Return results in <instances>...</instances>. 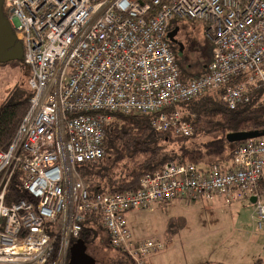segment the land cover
Returning a JSON list of instances; mask_svg holds the SVG:
<instances>
[{"label":"built area","instance_id":"built-area-1","mask_svg":"<svg viewBox=\"0 0 264 264\" xmlns=\"http://www.w3.org/2000/svg\"><path fill=\"white\" fill-rule=\"evenodd\" d=\"M2 7L22 46L30 97L0 152V264H67L69 239L93 213L112 248L145 264L164 244L135 239L125 215L174 199L232 205L254 197L263 230L264 137L207 169L169 162L128 193L91 195L79 167L103 160L114 114L147 115L154 131L190 138L177 104L218 89L230 110L247 104L245 85L230 82L248 74L264 88V0H3ZM175 18L202 24L213 45L207 73L188 83L166 39ZM15 177L35 203L6 204ZM51 226L60 232L58 250Z\"/></svg>","mask_w":264,"mask_h":264},{"label":"trees","instance_id":"trees-1","mask_svg":"<svg viewBox=\"0 0 264 264\" xmlns=\"http://www.w3.org/2000/svg\"><path fill=\"white\" fill-rule=\"evenodd\" d=\"M160 1L168 3L170 0ZM2 12L6 18L3 9ZM193 25L198 26V33L191 31ZM175 29H177L175 42H169L168 45L176 56L180 81L188 83L207 73L208 65L213 57V45L204 37V27L200 23L175 18L169 24V32ZM180 35L183 44L177 42ZM235 84H244L249 98L247 104L239 105L235 110H230L223 102L222 89L210 90L189 102L177 104V109L183 113L186 112L184 119L191 122L194 134L212 137L211 141L194 145L192 148L185 144L189 138L174 137L169 133L154 131L150 116L114 114L105 133L103 160L95 165L84 164L79 167V174L87 183L90 194L115 195L134 192L144 176L160 171L169 162L191 163L201 170L207 169L214 163L228 162L233 156V151L241 143H227V134L264 131V88L257 80L248 81V74L236 76L230 82V85ZM29 97L30 91L19 97L17 101L0 106V152L6 151L10 146L28 110ZM165 141L180 144L178 152L174 154L162 152L163 148L159 144ZM19 201L35 203L20 189L15 177L8 189L6 204L10 205ZM198 202L208 203L204 201L194 203ZM185 225L186 221L183 217L169 218L163 236L165 242L172 241ZM51 229L52 236L55 237V249L58 250L60 232L54 231V226H51ZM98 230L106 233V241L111 247L108 234L102 226L101 217L96 213L85 217L79 235L69 239V247L77 240H82L86 246L91 244L96 239ZM163 244L165 249V243ZM129 262V264H136L132 260ZM146 263L148 264V260ZM117 264L126 263L117 260ZM252 264H264V261L258 259Z\"/></svg>","mask_w":264,"mask_h":264},{"label":"rangeland","instance_id":"rangeland-1","mask_svg":"<svg viewBox=\"0 0 264 264\" xmlns=\"http://www.w3.org/2000/svg\"><path fill=\"white\" fill-rule=\"evenodd\" d=\"M191 31L198 33V26L193 25ZM177 42L183 44L181 35ZM29 74L23 61L0 64V106L17 101L29 91ZM211 139V136L193 133L185 144L192 148ZM159 145L163 148L162 152L168 154L177 153L180 146L167 141ZM204 205L184 200L154 204L148 209H135L126 213L125 221L135 239L160 241L169 218L183 217L186 220V227L172 239L167 251L163 249L152 257V264H235L239 259L242 264H252L264 259V228L257 229L253 219L254 206L249 200H240L232 205H225L224 202L216 206ZM225 222L223 229L217 227ZM201 227H207V233L213 232L214 237L193 239ZM214 231H220L223 242L217 241L218 235ZM106 236L104 231L98 230L96 239L86 246L87 254L96 264H117V260L129 264L132 259L108 246Z\"/></svg>","mask_w":264,"mask_h":264},{"label":"water","instance_id":"water-1","mask_svg":"<svg viewBox=\"0 0 264 264\" xmlns=\"http://www.w3.org/2000/svg\"><path fill=\"white\" fill-rule=\"evenodd\" d=\"M3 0H0V64L21 60L22 46L15 41L11 23L4 18L2 12ZM177 29L168 33L166 39L174 43ZM264 137V131L234 132L226 135L229 144L242 143L247 140ZM251 203L255 198L250 199ZM67 264H96L95 260L87 254V247L82 240H77L68 248Z\"/></svg>","mask_w":264,"mask_h":264},{"label":"crops","instance_id":"crops-1","mask_svg":"<svg viewBox=\"0 0 264 264\" xmlns=\"http://www.w3.org/2000/svg\"><path fill=\"white\" fill-rule=\"evenodd\" d=\"M173 201H176V200H173ZM223 202V199L221 198V197H218V198H216L215 200H213L212 202H208V203H203V202H199V203H201L202 205H204V204H206V205H213V206H216V205H219V203H222ZM199 203H195V204H199ZM205 206V205H204ZM186 221V220H185ZM226 226V222L225 223H221V225H218L217 227L218 228H220V229H223L222 227H225ZM185 227H186V225H185ZM184 227V228H185ZM218 228H216L215 230H217ZM207 230H208V228L207 227H201V228H199L198 230H197V234L195 235V237L193 238V239H195V240H198V239H211L212 237H214V235L212 234L213 232H209V233H207ZM214 232H216L215 233V235H218L217 237H216V239H217V241L219 242V241H224V239H223V235L220 233V231L217 233V231H214ZM212 234V235H211ZM179 235V234H178ZM177 235V236H178ZM176 236V237H177ZM175 237V238H176ZM160 241H163V243H165V251H167L168 249H169V245L171 244V241L170 242H165V240H164V237L163 238H161L160 239ZM157 253H154V254H152L148 259V264H152V262H151V259H152V257L153 256H155ZM263 261H264V259H262ZM235 264H242V261L239 259Z\"/></svg>","mask_w":264,"mask_h":264},{"label":"bare ground","instance_id":"bare-ground-1","mask_svg":"<svg viewBox=\"0 0 264 264\" xmlns=\"http://www.w3.org/2000/svg\"><path fill=\"white\" fill-rule=\"evenodd\" d=\"M2 9H3V7H2ZM13 31V30H12ZM13 34H14V32H13Z\"/></svg>","mask_w":264,"mask_h":264},{"label":"clouds","instance_id":"clouds-1","mask_svg":"<svg viewBox=\"0 0 264 264\" xmlns=\"http://www.w3.org/2000/svg\"><path fill=\"white\" fill-rule=\"evenodd\" d=\"M253 204V203H252Z\"/></svg>","mask_w":264,"mask_h":264}]
</instances>
